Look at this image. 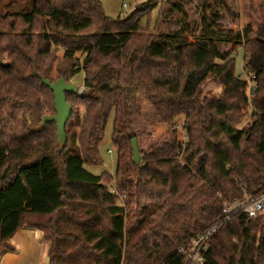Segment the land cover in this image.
<instances>
[{"label": "trees", "instance_id": "trees-1", "mask_svg": "<svg viewBox=\"0 0 264 264\" xmlns=\"http://www.w3.org/2000/svg\"><path fill=\"white\" fill-rule=\"evenodd\" d=\"M182 1L159 3L151 28L155 0L117 18L98 0H0V256L29 225L50 242L46 264H183L178 249L216 228L206 264H264V215L222 219L225 205L264 193V0H253L257 28L236 33L210 12L194 37ZM88 68L87 92L67 94L73 112L86 108L84 134L77 115L59 146L55 123L41 129L55 112L41 79ZM141 99L170 128L136 165ZM111 116L114 177L91 172Z\"/></svg>", "mask_w": 264, "mask_h": 264}, {"label": "rangeland", "instance_id": "rangeland-1", "mask_svg": "<svg viewBox=\"0 0 264 264\" xmlns=\"http://www.w3.org/2000/svg\"><path fill=\"white\" fill-rule=\"evenodd\" d=\"M103 6V9L107 16L112 18L124 17L126 15H130L133 11L137 9L141 4L148 0H105L106 9L104 5V0H99ZM158 4V8L153 10L151 15V20L149 22L150 27L153 28L157 21L158 17V9L159 3H163L165 0H155ZM127 3L128 9L124 10L122 8V4ZM255 2L253 0H183L181 5L183 6L187 16L188 21L195 20L197 23L196 30L194 31V36L198 35L200 32L201 25V14L209 17L210 12H215L219 14L222 18V24L232 29L234 32H240L247 26H252L257 28L259 23L257 21V15L252 11V4ZM207 6V7H206ZM147 25V20L144 19L142 22V26L145 27ZM225 50H229L231 45L224 46ZM63 52L59 53V58H61ZM243 51L242 48H237L233 57H236V66L237 72L242 73V69L244 67L243 63ZM77 58H79L80 62L85 61L84 54H77ZM84 64V63H83ZM56 72L53 71L51 74V81H56L55 78ZM90 72L89 68L87 70H82L75 78L69 81V83L75 84L78 87V91L76 93L77 96L84 95L87 91L84 85V79L89 77ZM243 78L245 75L242 74ZM206 95H220L222 92V88L218 86H207L205 88ZM142 113L137 119V127L142 132L138 138V146L140 151H146L148 147L157 141L160 137H162L166 132L169 131L170 126L157 124L155 121L153 122L152 114L150 110V106L148 103L141 99L140 100ZM55 112L49 113L50 116L54 115ZM79 115L81 119L80 127H73L78 137L82 135L83 129L85 128L86 123V115L87 111L85 107H79L76 111L73 112V116L70 120H74V118ZM27 121L31 122V118L27 115ZM69 120V122H70ZM183 123V118H180L178 121V127L181 129V125ZM248 123V119L243 122L239 127H243ZM113 130V117L111 116L106 130L104 134V141L100 146V154L103 160V167L101 168H93L91 172L94 174H101L102 172H108L112 177H114L115 168H116V149L111 142V135ZM84 138V135H83ZM182 140L185 139V135L181 136ZM84 140V139H83ZM61 146V145H59ZM60 152V150H56ZM61 162V161H60ZM114 187V183L110 186ZM120 203V201H118ZM37 221L45 222L46 218L37 219ZM12 247L15 248L16 253H12L5 250L0 256V264L4 263L6 257L10 256L15 260L11 264H46L47 262V252L50 246V242L44 238L43 231L31 227L29 225H25L21 229H19L12 241L9 243ZM121 248L124 246V240L120 241Z\"/></svg>", "mask_w": 264, "mask_h": 264}, {"label": "built area", "instance_id": "built-area-1", "mask_svg": "<svg viewBox=\"0 0 264 264\" xmlns=\"http://www.w3.org/2000/svg\"><path fill=\"white\" fill-rule=\"evenodd\" d=\"M122 8L128 9V4L123 3ZM256 86V84H253ZM245 214L249 219H256L264 215V193L259 198H245L234 204H227L223 209V223L229 222L234 214ZM216 228H212L192 237L188 243L180 247L178 255L183 257V264H206V253L209 249L210 241Z\"/></svg>", "mask_w": 264, "mask_h": 264}, {"label": "water", "instance_id": "water-1", "mask_svg": "<svg viewBox=\"0 0 264 264\" xmlns=\"http://www.w3.org/2000/svg\"><path fill=\"white\" fill-rule=\"evenodd\" d=\"M3 66H9L8 63ZM42 85L49 88L54 96V108L55 114L52 116H45L41 121V129L46 126L47 123H55L56 125V137L58 145L64 146L67 143V135L65 132L66 125L73 115V108L67 102V94H76L78 87L75 84L66 82L64 78L52 82L46 78L41 79ZM133 162L136 165L141 164L142 156L139 150L138 142L133 139L131 142Z\"/></svg>", "mask_w": 264, "mask_h": 264}, {"label": "crops", "instance_id": "crops-1", "mask_svg": "<svg viewBox=\"0 0 264 264\" xmlns=\"http://www.w3.org/2000/svg\"><path fill=\"white\" fill-rule=\"evenodd\" d=\"M99 1V0H98ZM104 2V7H105V9H106V7H107V5H106V2H105V0L103 1ZM12 254V253H11ZM9 257H11V255L10 256H8V257H6L5 258V260H4V263L3 264H5L6 263V260H8V262L7 263H12V262H15V260H13L12 258H9Z\"/></svg>", "mask_w": 264, "mask_h": 264}, {"label": "bare ground", "instance_id": "bare-ground-1", "mask_svg": "<svg viewBox=\"0 0 264 264\" xmlns=\"http://www.w3.org/2000/svg\"><path fill=\"white\" fill-rule=\"evenodd\" d=\"M8 262V260H6V263L5 264H10V263H7Z\"/></svg>", "mask_w": 264, "mask_h": 264}]
</instances>
